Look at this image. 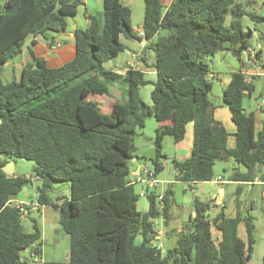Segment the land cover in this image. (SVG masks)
<instances>
[{"label":"trees","instance_id":"16d2710c","mask_svg":"<svg viewBox=\"0 0 264 264\" xmlns=\"http://www.w3.org/2000/svg\"><path fill=\"white\" fill-rule=\"evenodd\" d=\"M143 1L140 31L133 29L131 10L122 0H102V22L86 12L88 24L74 30L71 60L51 67L29 48L30 60L20 78L4 81L3 64L21 52L24 39L29 34L47 38L63 31L67 17L77 12L82 1L0 0V264H246L253 223L239 212L226 216L223 207L210 217L208 199L194 198V215L179 230L175 245L162 253L151 242L152 223L160 212L168 217L171 189L161 198L160 193L145 190L148 207L140 212L139 194L128 175L136 150L134 136L152 114L162 122L154 130L155 154L149 159L155 175L163 169V138L180 141L191 121L190 154L181 161L172 159L176 179L210 181L215 177L214 163L232 159L244 171L234 169L227 180L264 181V124L255 130L254 112L245 113L242 106L243 96L250 95L254 85L241 68L246 63L242 51L249 42L240 20L246 15L253 22H264V14L246 10L239 0H171L167 5L161 0ZM121 35L139 41L157 36L143 45L153 52L156 78L150 81L140 69L128 68L123 77L126 101L106 113L93 94H106L108 83L119 78L104 62L124 50ZM227 48L241 61L220 97L236 125L232 145L227 142L230 133L212 114L204 57ZM246 57L264 67L261 50ZM148 83H152L151 105L139 93ZM4 156L33 162V174L40 181L37 203L53 204L61 228L69 235L65 261L31 258L32 250L40 253L41 230L34 222L31 232L23 231L21 214L28 205L12 201L30 182V175L5 174ZM57 180L68 183L69 197L52 203L47 190ZM241 221L245 241L237 234ZM212 225L220 232L217 243L211 236ZM138 233L142 240L137 243ZM26 248L29 257L20 254Z\"/></svg>","mask_w":264,"mask_h":264},{"label":"rangeland","instance_id":"374dc122","mask_svg":"<svg viewBox=\"0 0 264 264\" xmlns=\"http://www.w3.org/2000/svg\"><path fill=\"white\" fill-rule=\"evenodd\" d=\"M88 9L91 14H93L99 22L103 20L102 12L97 11L96 6L102 8V5L98 0H85ZM164 5H167L171 0H161ZM244 6H246L250 0H240ZM123 4L127 5L131 10V25L133 28L138 29L141 25L143 19V11H144V1L143 0H122ZM260 1L258 0L257 3ZM257 6V5H256ZM257 7H261L258 5ZM258 13V12H257ZM86 11L83 5H79L77 8V12L75 14L69 15L67 17L68 23H73V19L78 27L84 28L86 26ZM230 15L226 16V20H229ZM240 20L245 28L248 31V39L250 37L249 28L253 30L252 32H258L260 29L261 33L264 32V22H253L246 15L240 17ZM255 26V29H253ZM163 33V32H162ZM259 33V32H258ZM262 35V34H261ZM157 36L153 39L156 40ZM120 42L124 46V50L120 51L116 57L109 58L105 62V66L107 68H111L112 66H117L118 68H122V63L125 60H131L132 53L135 52H143L150 53L149 50L143 49V41H139L136 39H129L124 35L120 36ZM254 46L256 44L253 43L248 45V47ZM245 51V49L243 50ZM242 51V52H243ZM146 55V54H143ZM205 60L208 63L209 73L208 78L211 81V90L209 92V98L212 102L219 101L221 97V91L223 84L221 83L224 78L230 76V73L236 71L240 68L239 60L229 51V50H218L213 54H206ZM244 61L246 62L247 67H249V61L246 56H244ZM243 67V66H242ZM241 67V68H242ZM251 68V67H250ZM114 70V69H113ZM19 73L15 75L14 78H18ZM146 78H154V76L145 74ZM1 78L4 81L11 80V78L7 77L5 73H1ZM263 78L259 76L251 77V83L254 85V89L251 94H245L242 99L243 111L248 113L253 111L256 118L255 130H258L262 124L264 123V112L261 108L258 107V103H262L264 108V84ZM126 84L122 82L120 84V88L125 87ZM152 88L151 84H146L140 87L139 93L143 101L147 104L149 101V90ZM108 92L114 93V88L111 82L108 83ZM107 94V93H106ZM96 95L94 98H97L98 101H104L105 95ZM126 95V94H124ZM92 96V97H93ZM148 120H146V124L143 127L138 128L136 131V135L134 136V143L139 146L141 144L148 143V136L154 135V128L156 119L153 115H149ZM166 139L173 141L170 136H165ZM171 149L170 147H165V152L170 156L171 154L167 151ZM8 161L12 160L14 162V174L29 176L30 182L24 185L22 189L16 194V200H22L28 204V208L24 210L21 214V226L23 231L31 232L33 230V223H37L41 230V237L38 240L40 245V253L39 257L44 261H65L69 255V235L66 233L60 226L58 222V209L53 206V204H45L40 207L37 203L38 191L37 187L40 185V181L36 179L33 174V162L31 160H27L24 158H16L10 156H4ZM167 170L165 174H161V177L173 178V171L171 160H167ZM240 170L243 171L244 167L240 164H237L232 159L228 160H218L214 163L213 171L214 176L217 174L220 175V178L223 181L222 186L226 187V194L224 197V207L223 212L226 216H234L236 210L240 212L242 217H249L250 221L253 223L252 236L253 240L251 241L252 248H254L255 256L251 258V260H247V264H258L261 261L264 255V187L260 185H237V184H228L227 181L229 175L232 171ZM128 178L132 180L134 190L139 194L137 199V209L140 212H145L148 207L147 196L144 193L140 194V191L143 190V185L139 182H134L135 176L131 173L128 175ZM170 186L171 193L169 194V210H168V222L166 224L162 223L161 212L159 215L153 218V229L157 231L158 229H163L164 231L169 229L168 237L161 236L155 237L152 239V243L158 245L161 249L162 253H166L167 249L172 247L176 243V239L179 236V230L189 222L191 218L192 209H193V200L197 198L199 200H205V198L210 197L213 190H216L217 184H212L210 182H203L202 185L198 186V189L195 188V191H192L191 188L194 185L185 183V182H174V183H166V184H158L152 190L156 193L161 192L163 186ZM240 190L238 191L237 189ZM248 189H252L249 191ZM47 195L50 202L55 203L64 198L69 197V185L66 181H54L50 189L47 190ZM157 203H159V199L156 197ZM257 203L259 206L258 211L250 207V203ZM218 205L216 203H211L208 213L210 217L215 216L221 209L217 208ZM168 228V229H167ZM237 234L241 239L246 240L247 233L245 229V224L243 221L240 222V226L237 229ZM211 236L215 243L218 242L219 239V231L212 225L211 226ZM142 240L141 233L136 234L135 242H140ZM22 256L29 257V249H23L20 251ZM169 264H173L169 262Z\"/></svg>","mask_w":264,"mask_h":264},{"label":"crops","instance_id":"0c3cea01","mask_svg":"<svg viewBox=\"0 0 264 264\" xmlns=\"http://www.w3.org/2000/svg\"><path fill=\"white\" fill-rule=\"evenodd\" d=\"M81 1H82V5L85 7V11L87 13H91V12H89L90 10L88 9V5H87L86 1L85 0H81ZM98 1L102 5V0H98ZM257 1L258 0H250L249 3L244 7L246 10L255 11L256 13L258 12L259 14L262 15V14H264V0H259L260 4H258ZM256 5L257 6L260 5L261 7H257ZM96 8L98 9L97 11L103 12V8H101L99 6V4H98V6H96ZM67 20L68 19H66V27L63 31L52 32L51 34L49 33L47 35V38L43 37L42 35L34 36V35L29 34L24 39L21 52L16 54L10 60H8L7 62H5L3 64L1 73L2 72L5 73V75L11 79H13L15 77V75H17V73H19V76L17 78V79H19L21 76L22 67L25 65V63L27 61L30 60L29 48H31L33 50L35 56L43 58L45 60V63L51 67L59 66L65 62L71 60L75 54L74 30L78 26L75 22V19H73V23H68ZM85 23H86V25L88 24L87 18H86ZM133 29L140 31V27L138 29H135V28H133ZM253 29H255V26H253ZM258 30H259L258 31L259 33L258 32L257 33L252 32L253 30H250V37H252V41H251V38L248 39V42L250 44H252L254 41V43L256 44V47H254V46L247 47L245 49V52H243V53H244V56H246L247 53L251 54V56H252V54L255 53L257 50H261L260 61H263V59H264L263 58L264 57V32L261 33V30L260 29H258ZM154 38H155V36L152 37L151 40H149V41L143 39L142 40L143 45L147 46L148 42L153 41ZM48 40L51 41V43H49ZM143 49L149 50L150 53H146L144 50H143V52L141 51L140 53L139 52L132 53L133 59L131 58V60H125L122 63V68H118L117 66H112L111 68H107L105 66V62H104L105 68L111 69V70L114 69L113 71L119 74V78L117 80H115L114 82H111V84L113 85V88H114V93H109L107 91V94L105 95L106 97H105L104 101H102V102L98 101L99 107L104 112L110 113L116 103L122 104L126 101V95H124V94H126V86L122 87V88H120L119 86L123 82V77H124L125 72L128 68L140 69L144 73V76H145V74H149V75L154 76V78H151V79L147 78V79H149L150 81L155 80L156 74H155L154 69L151 67V64L154 62L153 52L149 48H146V47L145 48L143 47ZM226 50H229L231 52V48H227ZM143 54H146V55H143ZM247 61H249V60H247ZM239 62L241 65L240 60H239ZM259 63L260 62H255V60L252 59L251 61H249V67H247L248 64H246V63L243 64L242 69H243V71H245L247 79L251 80V77H253V76H259V77L264 79V67L259 65ZM206 78L209 79L208 75ZM230 78H231V73H230V76L224 78V80L221 81V83L223 84V87H225L228 84ZM148 84H151V86H152V83H148ZM263 84H264V80H263ZM151 89L152 88H150L149 91H151ZM139 90H140V88H139ZM149 101H150L149 105H151L152 103H151V98H150V92H149ZM262 106H263L262 103H258L259 108H262ZM212 114L216 120H218L222 123V125L225 127L226 131L228 133H230V136H228L227 142H228V145H232L233 144V135L232 134L236 131V125L234 124V122L231 119V113H230L229 109L227 108V106H224L220 103V99H219V101L217 100V102H214ZM149 115H152V114H149ZM149 115L146 116L144 124H146V120H148L147 118H149L148 117ZM254 116H255V114H254ZM161 123L162 122L156 121L155 128ZM255 123H256V118H255ZM153 136L147 137L149 139L147 144H141L139 146H137L135 144L136 150H135L134 156H133L134 160L132 162L130 161V173L132 175L136 176L139 172H141L143 170L144 167H150L151 166L149 159H151L155 154V148H154V144H153ZM170 145H171V149L167 150L171 154L169 156L165 152V147H170ZM191 145H192V122L191 121H188L185 124L184 136L180 141L174 142V141H170V140L166 139V137L163 138L162 151L165 154V158L162 160L163 169L159 174L156 175V178L158 179L159 184H166V183L171 184V183L179 182V181L192 184V182L190 183L189 181L176 179L177 169L174 167V165L172 163V159L181 161V160L187 158L190 154ZM168 159L171 160V163H172V169L171 170L173 171V178H168V177L167 178L166 177L160 178V175L165 174V172L167 170L166 164H167ZM217 176L220 177V175L217 174L214 177V179L207 181V182H210L212 184H217V188H216V190H213L210 197L205 198V200L206 199L211 200V203H216V205H218L217 208L221 209L222 207H224V197H225L227 189L225 186H222V183L224 180H222L220 178V181H218ZM128 179L130 180V178H128ZM130 181H132V180H130ZM227 181H229L228 184H237V185H242V184L255 185V184H257V185H260L261 187H264L263 184L256 182V181H262V180H259L257 177L254 179V181L252 183L251 182H238V181H232V180H227ZM203 182H206V181L194 182L193 185L194 184L195 185H202ZM195 185L193 187V191L196 190L195 188L198 189V186L195 187ZM167 188H170V186L169 185L163 186V189L161 190V192H158V193L164 194V191ZM248 190L251 191L252 189H248ZM12 201L14 203H24V204L28 205L27 203L22 202V200H16L15 198ZM258 209H255V210L258 211ZM236 212H239V211L236 210ZM191 215L192 216L194 215L193 209H192ZM168 218L169 217L165 218L162 216L161 222L166 224L168 222ZM166 226H167V224H166ZM239 226H240V223L238 224V227ZM167 227L170 228V226H167ZM238 227H237V229H238ZM169 231H171V230L169 229ZM169 231L168 230L164 231L163 229H158L157 231H155L154 237H160V238H161V236L168 237ZM219 238H220V232H219ZM242 240H244V239H242ZM254 252H255L254 248H252L250 255L247 256L245 259L246 264H247V260H251V258H253L255 256ZM29 253H30V250H29ZM258 264H264V255H263V258L261 259V261L258 262Z\"/></svg>","mask_w":264,"mask_h":264},{"label":"built area","instance_id":"2783aa9c","mask_svg":"<svg viewBox=\"0 0 264 264\" xmlns=\"http://www.w3.org/2000/svg\"><path fill=\"white\" fill-rule=\"evenodd\" d=\"M139 34L142 35V32H140ZM250 56H251V54H250ZM253 56H254V53L252 54L251 57L253 58ZM217 179H218V181H220L219 176H217ZM130 182H132V181H130ZM134 182H139L143 185V190L140 191L141 195H143L145 193V190L152 189L159 184V181L156 178V175L154 174V171L151 167H144L143 170L135 176ZM256 182L264 185V181H256ZM192 185H193V183H192ZM192 191H193V188H192ZM162 195H163V193H160L158 195V198H161ZM251 207H253L254 209L259 208L257 203H254V202L251 203ZM31 248H33V246H31ZM30 256L34 261L42 260L33 250L31 251Z\"/></svg>","mask_w":264,"mask_h":264},{"label":"water","instance_id":"95a60500","mask_svg":"<svg viewBox=\"0 0 264 264\" xmlns=\"http://www.w3.org/2000/svg\"><path fill=\"white\" fill-rule=\"evenodd\" d=\"M133 160L134 159L132 158L130 161L132 162ZM1 169L5 174L12 175L14 173V170H15L14 162L12 160L7 161L4 165L1 166ZM207 216H208V214H207Z\"/></svg>","mask_w":264,"mask_h":264}]
</instances>
